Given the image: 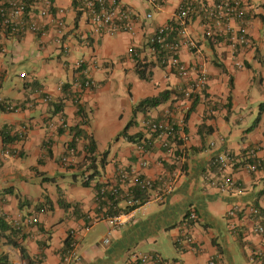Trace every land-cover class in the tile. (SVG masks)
<instances>
[{
    "label": "crops",
    "instance_id": "crops-1",
    "mask_svg": "<svg viewBox=\"0 0 264 264\" xmlns=\"http://www.w3.org/2000/svg\"><path fill=\"white\" fill-rule=\"evenodd\" d=\"M120 1L137 16L132 32L97 30L84 12L77 17L73 0H50L52 11L63 10L67 51L57 43L51 17H39L35 7L30 8V15L45 25L44 36L32 32L11 35L0 27V155L28 159L30 173L53 177L55 185L51 188L43 179L38 182L31 175L22 176L20 169L9 168L2 158L0 217L16 231H0V258L11 264H63L61 251L74 230L78 232L80 258L72 264H264V237L254 231L263 216L248 212L250 206L264 210V164L256 171H248L245 166L226 170L225 175L241 183L240 192L219 190L209 179L211 172L216 173L210 161L220 152L241 156L244 150L255 148L264 162V111L259 110L264 102V0H243L250 39L247 45L230 39L236 31L235 20L219 25V31L206 23V10L213 0H166L159 10L147 0ZM186 1H192L195 7L187 19V33L197 49L182 47L178 55L189 67H202L207 76L204 96L198 97L187 113L185 107L192 103L188 104L185 93L195 74L180 78L148 50L156 28L169 21ZM149 12L152 17L147 19L145 14ZM209 26L212 36L207 35ZM131 47L136 55L129 52ZM77 60L95 82L92 88L80 86L83 76H77L73 66ZM137 60L145 64L149 76L131 80V104L163 91L169 94L165 102L141 110L144 115L139 131L127 133L142 136L145 117L162 118L167 109L177 106L175 117L184 120L188 140L176 141L181 174L171 193L163 201L141 207L129 221L109 231L101 219L108 204L97 198V186L117 184L119 169L138 168V141L126 139L127 144L122 145L118 129L107 130L109 121L94 124L90 115H95L93 108L111 99L108 77L116 69L136 72ZM19 66V77L25 74L22 82L8 81L10 71ZM157 67L163 72L155 78ZM76 103L84 109L87 123L82 124ZM76 125L95 140L96 162L105 153L101 170L88 186L81 184L86 139L76 138L73 153L67 149L73 136L70 128ZM3 130L22 139L4 144ZM110 139H115L111 155V145L107 146ZM99 140L107 147L103 153L97 148ZM64 156L73 162L72 167L58 162ZM145 157L148 165L142 172L146 177L159 180L173 167L157 140ZM90 173L86 171L85 175ZM60 201L70 205L63 206ZM115 205L119 209L125 206L123 201ZM231 209H236V216L228 215ZM192 211L196 217L189 219ZM32 218L37 221L32 222ZM84 226L88 230L84 231ZM7 233L22 245L27 256L7 241ZM138 254H154L161 262H139L133 257Z\"/></svg>",
    "mask_w": 264,
    "mask_h": 264
},
{
    "label": "built area",
    "instance_id": "built-area-1",
    "mask_svg": "<svg viewBox=\"0 0 264 264\" xmlns=\"http://www.w3.org/2000/svg\"><path fill=\"white\" fill-rule=\"evenodd\" d=\"M147 1L154 9L159 10L166 0ZM31 7L37 9L39 17H51L57 43L63 51H67L68 46L64 42L65 24L62 15L63 10L52 11L50 0H0V27L11 35L32 32L44 36L47 32L45 25L37 22L30 15ZM209 7L204 17L206 23L214 25L216 30L219 31V25L228 24L230 20H235L237 27L234 34L230 37L231 41L240 45L249 44L250 39L247 33L243 0H213ZM78 8L87 15L97 30L106 29L110 32L115 30L132 32L134 30L137 16L120 0H80ZM194 8L192 1L180 4L171 19L156 28L148 44V50L155 55V59L160 64L173 69L180 78L189 79L191 73L195 74V77L189 79L188 89L185 93L188 104H191L195 97H203L207 85L205 70L200 66L189 67L178 55L182 47L188 50L197 49L196 42L187 33V19L194 11ZM151 17L152 14L150 12L145 14V18L149 19ZM207 35H213L211 26L207 29ZM129 52L136 55L133 47L129 48ZM73 66L77 70V76H83L80 86L92 88L95 82L88 76L86 69L83 68L82 61H75ZM20 76L23 77L25 74L21 73ZM76 80L78 79L76 78ZM48 99V96L44 97L45 101ZM190 107H185L186 113L190 111ZM177 108V106H173L167 109L163 117L159 119L145 117L142 121L143 134L136 145L138 168L119 169L117 184L107 183L101 185L99 194L102 196L101 198H106L105 202L108 204V209L103 212L101 219L106 222L109 231L129 221L141 207L152 201H163L173 190L174 183L181 174V153L178 151L176 141L180 140L184 143L188 140L183 127L184 120L175 117ZM155 140L160 142L165 154L171 158L170 164L173 166L169 169L167 175L159 180L146 177L142 172V169L148 165L145 157L146 151ZM182 148H184L183 145L181 147V152L183 153L184 149ZM74 151V148H70V153ZM243 153L245 154L244 158L242 155L238 156L229 151L215 155L211 159L210 165L215 169L216 173H210V184L222 191H242L241 183L231 175H225L226 170L235 166H245L248 171H256L262 162L261 158L257 157L255 148H249ZM244 159L255 160V162L243 163ZM62 160L67 163L69 158L64 156ZM117 201H123L125 206L122 209L117 208L114 203ZM111 208L116 211L112 212L109 210ZM248 212L255 215L258 211L255 206H250ZM228 215L236 216V209L229 210ZM187 217L194 219L196 214L192 211ZM31 221L36 222L37 218H32ZM83 230H88V226H84ZM254 231L264 237V218L260 224L254 227ZM70 239L67 249L62 254L63 264H72L80 258L78 254V232L70 231ZM104 242H108V238H105ZM133 257L139 262H161V259L154 254H138Z\"/></svg>",
    "mask_w": 264,
    "mask_h": 264
},
{
    "label": "rangeland",
    "instance_id": "rangeland-1",
    "mask_svg": "<svg viewBox=\"0 0 264 264\" xmlns=\"http://www.w3.org/2000/svg\"><path fill=\"white\" fill-rule=\"evenodd\" d=\"M21 67L22 66L16 67V70L10 71L8 81L13 80L14 82H18V83L22 82V78L19 77V71L22 69ZM162 72L163 71L160 68L158 67L155 68L154 69L155 78H157V76H160V74L162 75ZM133 78L134 79L138 78V74L136 72L125 73V71L121 69H116L114 73L110 77H108V83L110 87L109 93L111 94L110 95L111 99L109 100V102H105L103 105L99 106L98 108L96 109L93 108L94 111L96 110L95 111V115L97 116L96 118H95V115L93 114L90 115L91 119L95 120L94 124L96 122L99 124H101L102 122H107V121L112 122V124L107 122L106 128L107 130L109 128L118 129L117 132H121L119 142L122 145L127 144V140L125 138V135L123 134L124 128L127 126V124L131 120H133V123L129 125L127 132L129 134H132L134 132L139 131L140 129L139 124L144 115L143 111L135 109V106L137 104H131L130 102L128 85L131 83V80ZM158 79H160V77ZM255 92H256V95H260L258 91H255ZM253 99H254V96H253ZM119 114L122 115L121 118H119ZM96 133H100L99 130H96ZM108 136L110 135H105V137H108ZM114 141L115 139H110V144H107V146L111 145L110 155L112 154L113 149H114V145H115ZM97 143H98L97 144L98 150L103 153L105 149H107V147H105L100 140ZM2 158L8 161V164H10L9 168H14L17 170L20 169L22 171V174H21L22 176L28 175L29 177L31 175L33 177L32 178L33 181L39 182L42 180V176L38 177V175H35V173H30L28 159L24 160V159H20V158L13 157V156L0 155V162ZM97 159H98L96 162L97 167L99 170H101L102 165L100 163V158L97 157ZM61 164L64 167L73 166V162L70 160L65 164L64 163H61ZM76 164L81 167L83 166L82 163H79V162ZM4 166L6 168V162H4ZM69 178L71 179V175ZM45 181L48 187L53 188L55 186L52 180H48V181L45 180Z\"/></svg>",
    "mask_w": 264,
    "mask_h": 264
},
{
    "label": "trees",
    "instance_id": "trees-1",
    "mask_svg": "<svg viewBox=\"0 0 264 264\" xmlns=\"http://www.w3.org/2000/svg\"><path fill=\"white\" fill-rule=\"evenodd\" d=\"M73 4H74V8H76V15L77 17L81 14V10L80 9H77V6L80 5V0H73ZM79 4V5H78ZM83 13V12H82ZM173 34V32H172ZM136 72L138 74V76L141 78V79H148V76H149V72L146 70V67H145V64L143 63H140L139 60H137L136 62ZM168 94L169 92L168 91H163V92H160L158 93L156 96H151V97H146L144 99H142L136 106H135V109L137 110H145V109H150V108H153L163 102H165L167 99H168ZM230 94H228V99H230ZM197 97L194 98V101L192 102V105H191V110L194 108L195 106V103L197 102ZM77 104V114L82 118V124L84 123H87V119L84 120L85 117V112H84V109L82 108V106L78 103ZM55 106H57L58 104H54ZM57 109V107H56ZM259 110L262 112L264 111V102H261L259 104ZM132 121H130L127 126L124 128L123 130V134L125 135V138L128 140V141H140L141 139V136L139 134L137 135H129L127 133V129L129 127V125L131 124ZM61 130H63L62 128H60ZM70 132L73 134L72 136V140L71 142L68 144V151L70 148H75L76 147V138L77 137H83L86 139V143L84 144L83 146V158H82V161H83V165H84V170L82 171L81 175H82V178H81V184L83 186H88L89 183H90V179L93 178V176H95L98 172H99V169L97 167V164H96V156H95V150H96V143H95V140L93 139V137L90 135V134H87L81 127H79L78 125L76 126H73L70 128ZM1 137H2V141L4 144H10V143H13L15 141H18V140H21L22 139V136H19V135H10L8 132L6 131H2L1 132ZM137 142V143H138ZM179 151V150H178ZM177 151V153H178ZM246 150H244L245 152ZM12 153H14V151H12ZM104 154L101 156V163H103L102 161L104 160ZM47 155L48 156H51V151L49 148H47ZM242 157L244 158L245 157V154L243 153L242 154ZM58 162L60 163H64L62 158H60L58 160ZM245 162H255V160H243V163ZM39 163H40V160H39ZM65 164V163H64ZM263 163H261V165H263ZM260 166V165H259ZM86 171H91V173L89 175H85V172ZM43 177L42 179L45 181V180H52L53 177H47L45 176L44 173H40ZM100 187L101 185H98L97 186V190H96V196L97 198L103 203V201L105 202V199L104 198H101L102 196L99 194V190H100ZM116 203V202H114ZM60 204L63 205V206H69L70 204L69 203H66V202H62L60 201ZM257 208V214H255L256 216H263L262 218H264V210H262L260 207L256 206ZM111 210L112 212L116 211L115 209H109ZM0 231L1 232H8V231H16L15 229H13V227L11 228L10 226H8V224L6 223V221L0 217ZM6 237H7V241L12 243L14 246H17L21 249L22 251V254L23 256H27L26 255V252H25V249L22 247V245L18 244L13 238L10 237V234H6ZM70 236L68 235V238L65 240V243H64V248L62 249L61 251V255L63 254V252L67 249V246L70 242ZM0 264H11L9 261H7L6 259L4 258H0ZM30 264H32L30 262Z\"/></svg>",
    "mask_w": 264,
    "mask_h": 264
}]
</instances>
